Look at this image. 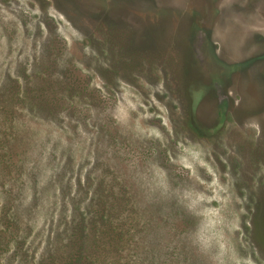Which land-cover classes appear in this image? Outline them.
I'll return each instance as SVG.
<instances>
[{
	"label": "rangeland",
	"instance_id": "rangeland-1",
	"mask_svg": "<svg viewBox=\"0 0 264 264\" xmlns=\"http://www.w3.org/2000/svg\"><path fill=\"white\" fill-rule=\"evenodd\" d=\"M263 14L264 0H0L3 180L28 219L13 234L32 223L40 256L92 199L112 210L110 263L264 264ZM10 244L0 264H17Z\"/></svg>",
	"mask_w": 264,
	"mask_h": 264
},
{
	"label": "trees",
	"instance_id": "trees-1",
	"mask_svg": "<svg viewBox=\"0 0 264 264\" xmlns=\"http://www.w3.org/2000/svg\"><path fill=\"white\" fill-rule=\"evenodd\" d=\"M12 89L14 91L17 90L16 87ZM18 92L19 91L17 90L16 95ZM33 104L34 107L30 106L29 109L34 113L36 112L35 109H38V107L41 109L45 108L42 102H33ZM12 118L14 121L12 112L6 114V127L8 129L2 130V134H10L9 132L11 131ZM192 121L193 119L189 120L190 126L192 125ZM2 144V140H0V147H3ZM13 157L15 159V156H11L10 159L9 154L6 152L0 153V229H2V231L6 230L5 234L11 235V240L6 238L0 239L1 251L4 252L9 249L11 247V242L13 245H16V247L12 250V255L14 256L17 264H113L110 263L111 260L108 249L100 244L104 241V239L105 241L107 240L104 237L106 229H109L110 232L114 231V227L112 226L113 215L110 212V207L105 202H102L101 206L97 208L93 204L92 199L91 201L89 200L90 203L88 206L83 208L77 203L71 213V216L69 214L70 221L72 220V216L75 220H77L75 226L70 227L66 222V227H64L63 230L59 231L58 229H61L59 226L55 228L56 232L54 236L49 235L50 238H47L48 245H46L44 252L40 253V256H36L33 252H31L29 247V244L31 245V243L27 240L28 235L26 234L32 232V223L29 226L31 228L27 229L24 227L27 231L20 230L18 234H13L15 232L12 231V229H18L20 224L25 225L28 223V219L21 220L22 218L20 217V212L18 210H20V206L22 204L20 202H16L18 200L12 198V188L3 180L5 175L11 173V165L14 166L12 163ZM83 200L85 201L87 199ZM32 210H30V214L32 213ZM50 224H52V222ZM69 228H71L70 231ZM12 235L15 236L12 237ZM115 236H117V238L120 237V233H116ZM126 237L129 238L132 236L127 235ZM63 242L65 244H62ZM57 243H61V245L59 246ZM61 246L63 251L58 253ZM124 263L142 264L140 259L137 260V263ZM151 263L152 261L150 260L145 264Z\"/></svg>",
	"mask_w": 264,
	"mask_h": 264
},
{
	"label": "bare ground",
	"instance_id": "bare-ground-1",
	"mask_svg": "<svg viewBox=\"0 0 264 264\" xmlns=\"http://www.w3.org/2000/svg\"><path fill=\"white\" fill-rule=\"evenodd\" d=\"M227 138H228V137H227ZM231 139H232V138H231ZM230 141H231V140H230ZM238 144H239V143H238ZM224 255H225V254H224ZM227 256H229V255H227ZM230 258H231V257H230ZM240 262H241V261H240ZM240 262H239V263H240ZM223 264H224V263H223Z\"/></svg>",
	"mask_w": 264,
	"mask_h": 264
},
{
	"label": "flooded vegetation",
	"instance_id": "flooded-vegetation-1",
	"mask_svg": "<svg viewBox=\"0 0 264 264\" xmlns=\"http://www.w3.org/2000/svg\"><path fill=\"white\" fill-rule=\"evenodd\" d=\"M262 17H263V19H264V14H263V16H262ZM263 22H264V20H263Z\"/></svg>",
	"mask_w": 264,
	"mask_h": 264
}]
</instances>
